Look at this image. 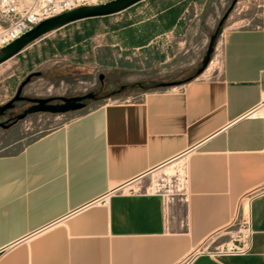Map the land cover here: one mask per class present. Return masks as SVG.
<instances>
[{"label": "crops", "instance_id": "0c3cea01", "mask_svg": "<svg viewBox=\"0 0 264 264\" xmlns=\"http://www.w3.org/2000/svg\"><path fill=\"white\" fill-rule=\"evenodd\" d=\"M260 6L258 23L220 34L206 77L98 104L0 154V264H184L191 255L186 264H264ZM180 12L178 2L165 4L108 43L89 29L104 17L76 21L12 58L28 72L48 61L96 68L108 47H148ZM181 157L183 196L140 183ZM242 217L251 251L211 256Z\"/></svg>", "mask_w": 264, "mask_h": 264}, {"label": "rangeland", "instance_id": "374dc122", "mask_svg": "<svg viewBox=\"0 0 264 264\" xmlns=\"http://www.w3.org/2000/svg\"><path fill=\"white\" fill-rule=\"evenodd\" d=\"M174 2H178L181 12L173 30L159 35L143 49L124 48V45H121V48L119 45L108 47L112 50L103 51L102 66L97 65L96 68L82 71L63 70V66L60 67L58 63L48 61L28 72L25 64H20L15 58L1 63L0 104L11 99L20 82L34 71H40L41 75L32 77L23 87L24 96L58 99L61 96L68 97L92 92L97 97L85 100V107L76 111L62 114L31 113L13 125L6 128L0 127V154L15 152L38 135L62 125L76 114L98 104L133 99V93L141 88L157 86L160 82H174L173 85L166 87H175L196 78L206 77L210 71L208 66L214 57L220 34L226 29L256 24L261 14V0H159L158 3L147 6L145 9L132 7L123 13L96 19L94 25L89 27L90 32L93 35L100 34L107 43L110 39L126 38L129 35L126 27L128 23L150 17L159 7ZM233 2V8L218 32L207 68L196 75L210 35ZM75 24L69 27L72 28ZM213 64L211 63V68ZM100 75L102 79L99 78ZM121 86L126 89L120 93H110ZM28 105V102L20 101L4 115L18 114ZM183 170L184 159L177 158L146 175L140 183L149 185L153 189L158 188V191L166 196L173 194L182 196L185 188V182L182 179Z\"/></svg>", "mask_w": 264, "mask_h": 264}, {"label": "water", "instance_id": "95a60500", "mask_svg": "<svg viewBox=\"0 0 264 264\" xmlns=\"http://www.w3.org/2000/svg\"><path fill=\"white\" fill-rule=\"evenodd\" d=\"M143 0H108L97 4H85L67 9L59 14L43 19L39 23L33 25L29 30L21 34L19 37L0 47V64L14 57L29 45L43 38L44 36L60 29L70 23L97 17H105L120 13ZM234 2L227 8L225 13L219 19L214 32L210 35L208 45L204 56L201 60V65L196 70V75L201 74L209 63L211 54L213 53L214 43L217 39L220 27L227 18L230 10L233 8ZM41 75L40 71L29 73L18 85L14 96L3 104H0V118L5 114V111L12 109L16 102L26 101L30 104L20 113L14 116V120H21L27 115L36 112H50L54 114H62L70 111H76L85 107L84 100L93 99L94 93L88 92L82 95L61 96L58 99L54 97H28L22 94L23 87L34 76ZM102 79V76H99ZM190 80V79H189ZM174 82H160L159 87L173 85ZM9 125L0 121V127L6 128Z\"/></svg>", "mask_w": 264, "mask_h": 264}, {"label": "built area", "instance_id": "2783aa9c", "mask_svg": "<svg viewBox=\"0 0 264 264\" xmlns=\"http://www.w3.org/2000/svg\"><path fill=\"white\" fill-rule=\"evenodd\" d=\"M106 1L108 0H0V47L10 43L43 19L76 6ZM184 178L186 184V175ZM150 190L158 191V188H150ZM251 248L252 231L249 217H242L230 240L215 246L209 254L211 256L244 255L249 253ZM193 256L184 260V264Z\"/></svg>", "mask_w": 264, "mask_h": 264}, {"label": "flooded vegetation", "instance_id": "af4514ba", "mask_svg": "<svg viewBox=\"0 0 264 264\" xmlns=\"http://www.w3.org/2000/svg\"><path fill=\"white\" fill-rule=\"evenodd\" d=\"M125 89H126V88H124L123 86H121V87L118 88V89L112 90V92H110V93H111V94L120 93V92H122V91L125 90ZM94 95H95L94 98H96L97 95H96L95 93H94ZM84 102H85V100H84ZM17 103H18V102L15 103V106H16ZM28 103H29V102H28ZM29 104H30V103H29ZM15 106H14V107H15ZM14 107H13V108H14ZM13 108H12V109H13ZM8 110H11V109H8ZM8 110H7V111H8ZM5 112H6V111H5ZM15 115H16V114H15ZM15 115H13V114L3 115V116L1 117V118H3V119L0 118V121L5 122V123L8 124L9 126H10V125H13V124H15V123L18 121V120H17V121L14 120V116H15ZM4 116H5V117H4Z\"/></svg>", "mask_w": 264, "mask_h": 264}, {"label": "trees", "instance_id": "16d2710c", "mask_svg": "<svg viewBox=\"0 0 264 264\" xmlns=\"http://www.w3.org/2000/svg\"><path fill=\"white\" fill-rule=\"evenodd\" d=\"M97 18H100V17H97ZM90 19H95V18H90ZM61 67V66H60ZM63 70H68V69H73V70H75V71H80V69L79 68H74L73 66H64L63 65Z\"/></svg>", "mask_w": 264, "mask_h": 264}, {"label": "bare ground", "instance_id": "6f19581e", "mask_svg": "<svg viewBox=\"0 0 264 264\" xmlns=\"http://www.w3.org/2000/svg\"><path fill=\"white\" fill-rule=\"evenodd\" d=\"M183 172H184V170H183ZM180 174H181V173H180ZM184 177H185V173H184V176L182 177L183 180L185 179ZM184 182H185V181H184ZM184 184H185V183H184Z\"/></svg>", "mask_w": 264, "mask_h": 264}]
</instances>
